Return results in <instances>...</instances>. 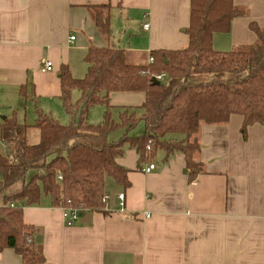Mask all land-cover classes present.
I'll use <instances>...</instances> for the list:
<instances>
[{
  "label": "crops",
  "instance_id": "obj_1",
  "mask_svg": "<svg viewBox=\"0 0 264 264\" xmlns=\"http://www.w3.org/2000/svg\"><path fill=\"white\" fill-rule=\"evenodd\" d=\"M233 2L244 14L231 20L227 32L213 33L215 50L255 44L251 22L264 29V0ZM189 5L190 0H0V124L13 114L29 124L18 121L20 111L36 118V106L62 118L58 68L65 63L73 77H83L90 46L122 49L136 65H147L153 50L185 47ZM106 15L109 36L95 24L96 16ZM45 60L51 70H42ZM71 98H79L74 90ZM141 102L137 92L110 95L111 109L119 113L127 107L138 116ZM241 124L236 113L226 122L200 124L194 161L202 171L191 181L182 152L158 148L146 160L124 143L116 161L127 169L129 186L107 177L102 210L80 211L68 226L62 208L46 197L23 206L24 222L39 236L40 264H264V124H250L245 133ZM117 132L119 139L125 133ZM149 163L154 168L144 172ZM118 193L124 194V211ZM0 264H21V257L5 248Z\"/></svg>",
  "mask_w": 264,
  "mask_h": 264
},
{
  "label": "trees",
  "instance_id": "obj_2",
  "mask_svg": "<svg viewBox=\"0 0 264 264\" xmlns=\"http://www.w3.org/2000/svg\"><path fill=\"white\" fill-rule=\"evenodd\" d=\"M243 14L233 0H190L188 43L183 48L153 50V62L136 65L127 61L122 49L90 46L81 78L73 77L67 64H60V99L70 117L67 124L38 106L32 125L18 123L14 114L4 118L0 124L5 146L0 149V251L13 249L21 264L43 262L44 256L35 248V227L23 220V206L37 205L46 197L52 207L102 210L107 177L124 189L129 186L127 169L116 161L124 143L146 160L158 148L167 154L182 152L191 181L202 171L194 161L199 148L194 136L201 123L226 122L236 113L242 115L243 133L250 124H264V29L249 24L257 41L247 48L218 51L212 45L213 33L227 32L231 20ZM95 24L102 34L110 35L108 15L96 16ZM157 71L165 77L153 83ZM24 90L22 86V95ZM73 90L80 91L74 102ZM115 92L141 93V114L136 116L133 108L126 107L115 122L110 112V95ZM96 104L104 106L103 119L90 123L88 110ZM138 120L143 121L144 132L128 136ZM31 127L39 131L33 144L26 139ZM116 129H123L124 135L108 141V133Z\"/></svg>",
  "mask_w": 264,
  "mask_h": 264
},
{
  "label": "rangeland",
  "instance_id": "obj_3",
  "mask_svg": "<svg viewBox=\"0 0 264 264\" xmlns=\"http://www.w3.org/2000/svg\"><path fill=\"white\" fill-rule=\"evenodd\" d=\"M74 92H75V94H77V96L80 95V91L79 90H74ZM104 110H105L104 106H102L100 104L93 105V107L91 109L92 113H91L90 117L89 116L87 117L88 121L90 123H98V122H100L103 119ZM119 110L120 109H116V108H112L110 110L111 116H112V118H113V120L115 122H118V120H119ZM27 111H28V109H27ZM62 112H63L64 115L61 116L62 118H59V122L62 123V124H66V123L69 122L68 121L69 120V115H66L67 113L64 110ZM25 113H26V111H24L23 109L20 111V115L18 117V121L21 122V121H24L23 119H25L26 123H29V124L32 125L33 121L35 120V117H33V115H32V117L30 118V116H28V112H27V114H25ZM136 113L139 114V110L138 111L136 110ZM24 114H25V118H23ZM64 116H66V118ZM1 117L2 116H0V121L2 119ZM144 128L145 127H144L143 121L138 120L136 122V124L133 126V129L131 131H129V135H139V134L144 132ZM121 135H122V132L118 133L117 129H116V131L114 133L110 134L108 138H109L110 141L111 140L114 141V139H119V137ZM26 139H27V142L30 143V144L37 143L38 140H39V131L35 127H31L28 130V132H27Z\"/></svg>",
  "mask_w": 264,
  "mask_h": 264
},
{
  "label": "built area",
  "instance_id": "obj_4",
  "mask_svg": "<svg viewBox=\"0 0 264 264\" xmlns=\"http://www.w3.org/2000/svg\"><path fill=\"white\" fill-rule=\"evenodd\" d=\"M149 27L148 23L143 24V28L147 29ZM74 36L70 37V40H73ZM153 62V58L152 56H150L148 58V63ZM42 70L46 71V70H51L52 69V62L49 60H45L42 64ZM156 79L158 80H162L165 77V73L163 71H158L156 72V74L153 75ZM147 150L149 149V146L146 147ZM154 168V164L153 163H149L147 164V166H145L142 170L144 172H149ZM58 178H60V176H58ZM108 198L107 194H104L102 196V202L104 203ZM117 198H118V205H119V210L120 211H124V194L123 193H118L117 194ZM63 210V215L66 219V224L68 226L72 225L73 222L75 220H77L79 218V212L80 209L76 208V207H62ZM149 214L146 213V216H148Z\"/></svg>",
  "mask_w": 264,
  "mask_h": 264
},
{
  "label": "water",
  "instance_id": "obj_5",
  "mask_svg": "<svg viewBox=\"0 0 264 264\" xmlns=\"http://www.w3.org/2000/svg\"><path fill=\"white\" fill-rule=\"evenodd\" d=\"M151 81L153 83H160V80L156 79L154 76H152ZM38 239H39V236H36V240H38Z\"/></svg>",
  "mask_w": 264,
  "mask_h": 264
}]
</instances>
